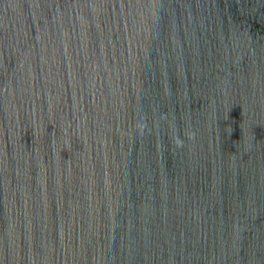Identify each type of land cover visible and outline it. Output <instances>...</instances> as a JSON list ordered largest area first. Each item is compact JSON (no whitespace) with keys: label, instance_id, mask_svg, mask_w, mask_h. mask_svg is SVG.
Instances as JSON below:
<instances>
[{"label":"water","instance_id":"1","mask_svg":"<svg viewBox=\"0 0 264 264\" xmlns=\"http://www.w3.org/2000/svg\"><path fill=\"white\" fill-rule=\"evenodd\" d=\"M0 264H264V0H0Z\"/></svg>","mask_w":264,"mask_h":264}]
</instances>
